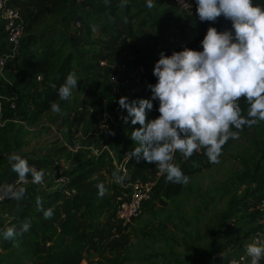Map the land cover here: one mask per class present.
<instances>
[{
	"label": "trees",
	"instance_id": "1",
	"mask_svg": "<svg viewBox=\"0 0 264 264\" xmlns=\"http://www.w3.org/2000/svg\"><path fill=\"white\" fill-rule=\"evenodd\" d=\"M14 2L22 3L26 7L27 18L32 24H34L32 21H35L40 15L56 16L68 8L70 10L64 18L68 17L69 22L75 15L74 11L71 13V0H14ZM255 2L264 6V0H255ZM137 4L138 7L134 9L131 0H90L87 3L89 11L80 12L81 26L67 32L68 44L75 49L69 50L60 62L55 60L57 54L54 51L39 57L28 58L23 49L26 44L36 41L35 33H29L23 38L17 56L6 63L8 69L6 80L0 78V143H5V136L10 133L9 122L18 120L28 124L35 123L50 110L51 102L58 103L60 99L56 95L55 89L50 85L55 84L58 87L64 78L73 72V59L77 53L89 55L92 61L90 65L98 71L103 70L104 62L110 61L122 60L129 64H141L144 74L138 76L141 88L135 92L134 99L150 98V90L147 85L155 82L151 69L161 51L167 55L184 46L198 50L200 48L199 41L210 24L218 31L231 29L230 20L223 16L218 17L215 21L202 22L196 17L195 7L191 12L186 13H181L176 9L179 14H185V19L181 22H171L173 28H170L169 24L166 28H163L161 24H156L161 30L157 37H154L150 46L149 42L141 43L142 41L137 35L140 33L137 28L140 17L145 11V2L137 1ZM82 15H89L99 22L97 24L99 34L95 39L90 38L92 30L95 28L94 22L86 23V19ZM142 25L144 22L141 21L139 26L142 27ZM63 26L68 27L65 20ZM163 32L171 33L170 36H164ZM86 46L89 49H86ZM29 54L32 55L31 52ZM37 75L41 76L39 82L36 81ZM144 79L146 82H143ZM99 90L100 82L93 80L85 95L94 97L98 95ZM238 103L242 114L246 115L247 104L244 98L241 97ZM82 105V108L77 110L70 120L72 126L69 129L70 132L71 129L77 131L85 122L90 104L84 100ZM126 115L127 113L124 117ZM157 115L159 113L156 111V101H153V109L146 110V119L154 118ZM263 122L258 121L239 130L233 129L238 131V136L236 139H229L222 146L216 163H209L203 155V150L194 151L191 155L193 160L190 162L181 161L178 156L179 152H175L174 160L178 162V166L188 178L207 171L219 163L243 134L251 129L263 128ZM134 127H139V125L126 123L123 118L110 124L103 130L101 136V144L105 148L101 149L97 155H93L89 162L71 170L69 172L70 179L64 187L39 191L33 189L30 192L31 195L19 200L22 210L10 218L9 226L16 227L18 235L15 238L21 236L26 240L22 241L23 246H20V244H15L14 238L11 240L0 239V264H20L23 256L27 254L31 257V264H34L32 262L33 254L37 257L39 264H85L87 258L84 256L82 248L92 242L94 234L88 229H82L79 221L92 220L97 214L98 207L104 204L102 196L97 195V183L104 184L106 193L111 189V180L115 178L114 173L124 177L123 183H129L138 178L144 179L145 173L152 164L142 158L138 161L134 158L127 159L126 154L134 146V142L129 136V132ZM260 152L255 167V176L251 178L252 174L244 181L251 184L253 192L250 193L249 189L245 193L249 187L246 188L244 185L243 193L239 199V203L243 207L249 199L255 198L264 191V148ZM44 156H48V154ZM48 157L34 155L26 160L29 165L39 167L49 159ZM122 168L125 172L122 171ZM15 177V172L10 167L6 168L0 172V185L11 183ZM251 180L252 182H249ZM184 186L185 184L165 181L164 176L160 174L153 185L151 200H156L160 195L167 199L177 197L184 192ZM37 199L41 201L43 208L51 207L53 209L51 218L44 219L42 212L37 210ZM236 199L234 198L232 202L234 203ZM245 214L242 207L235 206L234 208L233 206L229 208L228 215L223 219V226L230 217H239V220L247 221L246 226L234 229V245L228 246L235 247L232 248L233 252L227 255L225 264L227 259L241 247L244 236L255 230L253 226H250L251 218H247ZM24 222H30L31 225L26 232L20 229V225ZM65 238L68 239L67 244H63ZM46 242L50 244L45 247ZM259 264H264V259Z\"/></svg>",
	"mask_w": 264,
	"mask_h": 264
},
{
	"label": "clouds",
	"instance_id": "2",
	"mask_svg": "<svg viewBox=\"0 0 264 264\" xmlns=\"http://www.w3.org/2000/svg\"><path fill=\"white\" fill-rule=\"evenodd\" d=\"M196 17L200 21H215L223 16L230 20L231 29L218 31L211 24L199 41L200 48L187 46L170 54L161 51L151 72L154 83L147 85L150 98L129 100L121 95L116 102L126 110V123L139 125L129 136L134 142L127 159L141 158L158 166L165 181L188 183V176L171 163L175 152L185 158L194 151L203 150L209 163L218 162L222 146L236 139L238 131L264 121V6L255 0H194ZM152 7V0H145ZM79 79L69 73L55 89L60 100H67ZM243 97L247 104L246 115L238 103ZM159 115L146 119V110ZM53 113L61 111L58 103L51 102ZM10 169L15 172L16 183L23 185L30 174L32 183H42L43 169H36L18 153L8 156ZM117 182L124 177L114 173ZM97 195L105 194L103 183H97ZM25 188L14 183L0 185V200L19 201ZM37 210L44 219L53 216L51 207L43 208L36 200ZM30 222L20 225L28 231ZM0 235L11 240L18 235L15 226H9ZM248 264H259L264 259V232L258 233L245 245Z\"/></svg>",
	"mask_w": 264,
	"mask_h": 264
},
{
	"label": "rangeland",
	"instance_id": "3",
	"mask_svg": "<svg viewBox=\"0 0 264 264\" xmlns=\"http://www.w3.org/2000/svg\"><path fill=\"white\" fill-rule=\"evenodd\" d=\"M131 1L134 9L138 7L137 1L145 2V0ZM144 7L145 11L138 23L141 25L142 21L144 25L142 27L138 25L137 29L140 33L137 35L141 43L149 42L150 46L161 30L157 25L161 24L166 28L169 24L170 28H173L171 22H181L186 17L185 14L177 12L173 0H152V7H147L146 3ZM82 16L86 19V23L94 22L95 28L90 38L95 39L99 34L97 28L99 22L89 15ZM64 17L61 12L56 16L40 15L32 21L34 24L30 34L35 33L36 41L26 44L23 49L28 58L54 51L57 54L55 60L60 62L69 50L75 49L68 44L67 32L71 28L63 26L64 20L66 25L68 24V17ZM170 33L163 32L164 36H170ZM85 48L89 49L88 46ZM30 52L32 55L29 54ZM91 63L89 55L78 53L75 55L72 73L79 79L78 88L72 90L69 99L61 100L62 105H59L58 101L61 109L59 113L49 110L39 121L31 124L18 120L9 122L10 133L5 136V143H0V172L10 167L8 156L13 152L25 159L34 155L59 158L65 154L64 143H69L76 133L73 129L69 131L72 128L71 116L78 107H82L84 100L90 99L85 94L91 81L100 82L98 98L102 97L105 75L103 76L102 70L98 71L92 67ZM263 148L264 122L263 128L251 129L243 134L217 165L189 177L181 195L168 202H159L158 199L144 202L139 215L128 225L122 226L126 233L119 231L120 241L118 243L114 241L117 244L103 251L101 262L104 264H225L227 255L232 253V248L235 247L228 246L234 245V229L246 226L247 221L235 217L239 222L231 230L223 226L222 222L228 215L229 208L233 207V199L238 197L236 191L240 185L249 187L245 193L249 189L250 193L253 192L251 184L244 181L252 174L251 178L255 176V167L260 150ZM46 154L48 156H44ZM171 163H174L173 160ZM74 168L76 167L73 166ZM122 186H125V183L121 182ZM27 195H31L28 189L25 190L23 197ZM113 199L114 197L110 199L111 202ZM19 210H22L20 201L0 203V230L10 223V218ZM2 238L3 236L0 235V239ZM13 238L15 244L20 246H23L26 240L21 236ZM66 242L65 239L63 244ZM30 258L28 254L24 255L20 264H31ZM32 258L34 264H39L35 254Z\"/></svg>",
	"mask_w": 264,
	"mask_h": 264
},
{
	"label": "built area",
	"instance_id": "4",
	"mask_svg": "<svg viewBox=\"0 0 264 264\" xmlns=\"http://www.w3.org/2000/svg\"><path fill=\"white\" fill-rule=\"evenodd\" d=\"M89 1L71 0V13L74 11L75 14L67 24L71 30H76L81 26L80 12L89 11V6L87 5ZM173 4L181 13L191 12L195 7L194 0H173ZM32 29L33 24L27 18L26 7L22 3L14 2V0H0V78L6 80V73L8 72L6 63L17 56L23 38ZM102 66L103 76L105 75L102 97L98 98L97 103L89 105L84 122L86 127L83 131L79 128L74 137L71 138V141L64 143L66 147L65 156L49 158L39 167L31 165L38 170L43 169L44 177L42 183H32L29 174L26 178L27 182L23 185L16 183L17 177H15L11 183H14L16 187L23 186L25 190L28 189L29 193L33 189L39 191L64 187L70 179L69 172L73 170V166L69 165L67 159H77L81 165L89 162L93 155H97L101 149L105 148L101 144L103 130L110 124L121 120L126 114V110L120 108L116 100L121 95L128 97L129 100L134 99L135 92H138L141 88L138 76L144 74V68L141 64H129L127 61L122 60L104 62ZM40 80L41 76L37 75L36 81L39 82ZM143 82H146L145 79ZM81 108L78 107V110ZM122 171L125 172L124 168H122ZM159 175L160 173L157 169L154 171L153 176H146L144 179L138 178L122 186L123 189L121 188L118 195L111 202L113 217L119 225L124 227L139 215L143 203L151 199L153 185ZM243 189L244 185L240 186L236 191L238 197L233 206L234 208L235 206L242 207L246 213L245 216L251 218L250 226H253L255 230L244 236L241 247L227 259L226 264H248L245 245L251 242L264 229V191L255 198L249 199L245 207H243L239 203ZM7 201L13 200L6 198L5 200H0V203L5 204ZM238 222L237 218L230 217L224 224L226 227L232 228L237 226ZM7 227H9V224H6L4 229ZM4 229L0 230V233ZM49 244V242H46L45 247Z\"/></svg>",
	"mask_w": 264,
	"mask_h": 264
},
{
	"label": "crops",
	"instance_id": "5",
	"mask_svg": "<svg viewBox=\"0 0 264 264\" xmlns=\"http://www.w3.org/2000/svg\"><path fill=\"white\" fill-rule=\"evenodd\" d=\"M69 10L70 9L68 8L62 12L64 15H66V13L68 14ZM89 98L90 99L86 100L89 102V104L97 103L99 100L98 95L94 97H89ZM59 105H62L61 100H59ZM76 111L77 109L75 110L73 115L76 113ZM85 127H86V123H84L80 127V129L83 131ZM63 155L65 156V154H62L61 156ZM178 156L181 161L190 162L193 160L192 156L185 158L181 153H178ZM67 160L69 162V165L71 166H75V167L80 166V161L77 159H74V160L67 159ZM173 162L176 164V161L174 160V156H173ZM150 169L152 170L150 171ZM157 169H158V166L152 163L149 170L145 173L146 176H153L154 171ZM121 188H122L121 182H117L115 178L112 179L111 189L102 196L104 204L98 207L96 216L92 220L88 219V220L79 221L80 227H83V229H88V231L93 232L94 234L92 242L87 245H84L82 248L84 256L88 259V262H85V264H104V262H101L103 259V251L106 250L107 247L112 246L113 244H117L120 241L119 237L121 236V233L123 234L126 233L124 231V228H122V226L119 225V223L114 219L112 210H111V205L108 204L109 202L111 203L110 199L112 197H115L118 195ZM157 199L159 200V202L161 201L168 202L172 200L173 198L167 199L165 196L160 195L157 197ZM119 231H121L120 234H119ZM65 239L66 241H68L67 238ZM114 241L117 243H115ZM86 248L88 250L85 251Z\"/></svg>",
	"mask_w": 264,
	"mask_h": 264
}]
</instances>
